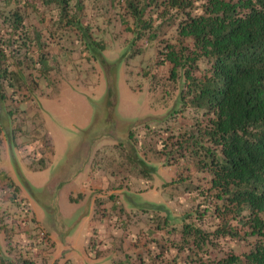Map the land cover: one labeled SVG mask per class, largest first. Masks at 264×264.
I'll list each match as a JSON object with an SVG mask.
<instances>
[{
    "label": "rangeland",
    "instance_id": "rangeland-1",
    "mask_svg": "<svg viewBox=\"0 0 264 264\" xmlns=\"http://www.w3.org/2000/svg\"><path fill=\"white\" fill-rule=\"evenodd\" d=\"M71 5L60 23L53 7L28 12L27 22L44 30L52 69L19 116L30 134L18 132L13 145L4 136L0 144V262L119 264L128 255L175 251L169 247L181 222L172 217L196 207L195 188L209 176L179 147L199 128L190 97L183 102L185 77L173 78L165 60V45L182 39L167 23L155 40L137 38L133 18L123 21V0ZM71 16L106 42L105 64L82 32L66 24ZM157 205L170 209L171 218Z\"/></svg>",
    "mask_w": 264,
    "mask_h": 264
},
{
    "label": "trees",
    "instance_id": "trees-1",
    "mask_svg": "<svg viewBox=\"0 0 264 264\" xmlns=\"http://www.w3.org/2000/svg\"><path fill=\"white\" fill-rule=\"evenodd\" d=\"M123 3L127 13L123 21L133 18L137 38L145 34L155 40L165 23L176 26L182 40L165 45V60L172 64L173 78L185 77L183 102L190 97L195 127L199 126L187 141L179 139V147L185 149L182 157L194 158L199 170L209 176L206 184L195 188L196 207L172 217L181 222L169 247L175 251L128 255L119 264H264V0ZM41 7L57 9L56 23H60L72 5L71 0H0V144L4 136L13 145L18 132L30 134L26 119L22 124L19 116L28 102L36 100L41 80H48L52 69L44 30L27 22L28 12ZM70 18L66 24L82 32L94 58L105 64L106 42L95 39L75 16ZM202 62L207 66L202 68ZM198 70L203 71L201 76L195 74ZM171 116L176 118L175 113ZM164 142V151L169 152L171 145ZM45 168L42 164L39 170ZM117 204L112 200V207ZM157 208L171 218L165 205ZM28 221L23 219L20 226ZM41 232L37 236L51 246L54 240H46ZM233 243L249 248L238 252ZM30 262L4 259L0 264Z\"/></svg>",
    "mask_w": 264,
    "mask_h": 264
},
{
    "label": "crops",
    "instance_id": "crops-1",
    "mask_svg": "<svg viewBox=\"0 0 264 264\" xmlns=\"http://www.w3.org/2000/svg\"><path fill=\"white\" fill-rule=\"evenodd\" d=\"M9 175H10V173H9ZM91 185H92V184H91ZM91 188H92L91 190H95V186H91Z\"/></svg>",
    "mask_w": 264,
    "mask_h": 264
},
{
    "label": "built area",
    "instance_id": "built-area-1",
    "mask_svg": "<svg viewBox=\"0 0 264 264\" xmlns=\"http://www.w3.org/2000/svg\"><path fill=\"white\" fill-rule=\"evenodd\" d=\"M41 234H42V235H44V234H45V232H44V231H42V232H41Z\"/></svg>",
    "mask_w": 264,
    "mask_h": 264
}]
</instances>
